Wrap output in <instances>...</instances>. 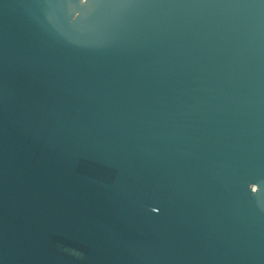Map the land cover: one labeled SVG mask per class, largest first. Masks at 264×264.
<instances>
[{"label": "water", "instance_id": "1", "mask_svg": "<svg viewBox=\"0 0 264 264\" xmlns=\"http://www.w3.org/2000/svg\"><path fill=\"white\" fill-rule=\"evenodd\" d=\"M0 264H264V0H0Z\"/></svg>", "mask_w": 264, "mask_h": 264}]
</instances>
